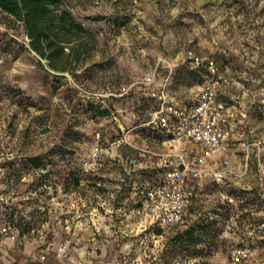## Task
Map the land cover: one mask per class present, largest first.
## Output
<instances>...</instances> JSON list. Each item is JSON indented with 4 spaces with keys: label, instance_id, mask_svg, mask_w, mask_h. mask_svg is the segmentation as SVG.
<instances>
[{
    "label": "rangeland",
    "instance_id": "obj_1",
    "mask_svg": "<svg viewBox=\"0 0 264 264\" xmlns=\"http://www.w3.org/2000/svg\"><path fill=\"white\" fill-rule=\"evenodd\" d=\"M64 2L92 32L95 47L57 80L38 63L31 66L22 22L0 10V223L15 226L16 240L25 238L40 249L34 264L58 263L49 255L69 250L78 254L74 227L83 228L92 213L108 224L84 244L86 259L77 255L70 264H264V195L255 174L264 166L261 151L251 163L255 185L241 187L229 178L227 188L246 191L234 204L219 199L212 177L196 183L179 223L207 226L196 246L173 239L176 228L150 224L123 230L134 220L125 211L133 186L156 180L164 167L144 166L149 159L140 155L144 128L131 131L130 143L101 154L89 171L82 168L96 131L106 142L121 132L119 122L147 117L156 100L144 87L166 83L185 96L210 77V65L222 76L218 89L247 110L250 137L264 147V0ZM188 50L201 63H191ZM149 73L153 82L142 84ZM131 81L137 84L127 94H116ZM90 102L108 113L92 116ZM35 154L44 163L39 168L27 162ZM148 170H154L149 178ZM235 214L234 228L225 231V221ZM237 244L248 245L251 254L234 263L229 252Z\"/></svg>",
    "mask_w": 264,
    "mask_h": 264
},
{
    "label": "built area",
    "instance_id": "obj_2",
    "mask_svg": "<svg viewBox=\"0 0 264 264\" xmlns=\"http://www.w3.org/2000/svg\"><path fill=\"white\" fill-rule=\"evenodd\" d=\"M22 41L34 57L31 66L34 67L39 61L46 66V59L30 47L25 33ZM187 57L193 64L201 63L200 56L193 50L187 51ZM209 73L210 77L202 83L196 97L184 104L170 99L167 84L163 83L156 95V106L146 119L138 124L159 134L161 141L167 143L170 150L164 155L156 153L164 156L162 163L165 168L161 178L154 184L141 183L133 187L131 203L125 207L129 216L160 228L182 223L195 196L196 183L204 177H212L217 184V196L221 201L229 204L237 202L236 196L228 191V178L242 174L246 168L235 170L226 157L220 158L221 166L217 169L206 167L217 155L227 153L232 135L231 115L222 104L216 102L222 76L213 65H210ZM153 80L154 74L149 73L144 75L140 82L148 85ZM136 84L137 81L122 84L116 94L125 95ZM131 129L121 128L119 134L106 142L101 140V133L96 131L95 142L82 161V168L89 171L101 154L124 143H130ZM139 148L149 151L147 147ZM258 174L264 195V166H259ZM236 217L238 214L231 215L225 221V231L234 228ZM78 223L81 225L83 222L79 220ZM260 226H264V220H261ZM0 233L10 239H16L19 230L10 223H2ZM39 238H43V235H39ZM46 243L51 246L53 241L48 240ZM250 254L251 248L246 244L234 245L229 252L234 263L249 258Z\"/></svg>",
    "mask_w": 264,
    "mask_h": 264
},
{
    "label": "trees",
    "instance_id": "obj_3",
    "mask_svg": "<svg viewBox=\"0 0 264 264\" xmlns=\"http://www.w3.org/2000/svg\"><path fill=\"white\" fill-rule=\"evenodd\" d=\"M64 3V0H0V10L22 22L30 47L46 59V66L40 61L37 63L51 71L55 80L63 76L64 71L71 70L83 54L95 47L92 32L86 29L83 22ZM2 34L0 32V40ZM87 109L92 111V116L108 113L107 109L95 107L91 102L87 104ZM145 119L146 117L136 118L130 123L123 124L125 127H131L142 123ZM27 162L34 168L44 165L38 154L28 156ZM164 168L161 169L156 180L145 183L157 182ZM146 173L149 178L154 170H148ZM228 191L235 196L246 192L235 187L228 188ZM205 227L207 226L203 223H190L186 219L185 224H174L168 229H177L172 235L173 239L196 246L201 241Z\"/></svg>",
    "mask_w": 264,
    "mask_h": 264
},
{
    "label": "crops",
    "instance_id": "obj_4",
    "mask_svg": "<svg viewBox=\"0 0 264 264\" xmlns=\"http://www.w3.org/2000/svg\"><path fill=\"white\" fill-rule=\"evenodd\" d=\"M159 87L160 85H151L144 87V89L147 90L146 94L155 96V100L157 101L156 95ZM200 87L201 85L196 87L195 91L193 92L188 89L190 92L186 93L185 96H178L168 86L167 91L170 99L174 100L177 103L184 104L186 102L192 101L196 97ZM216 102L222 104L231 115L232 135L230 138V144L227 153L224 155H217L214 159L208 162L206 167L208 169H217L221 166L220 158L226 157L228 158L229 164L233 166L235 170L241 171L242 169H244V167L246 168V170L242 174L230 176L232 177L231 180L234 182V184H238L241 187L247 186L248 188H250L252 185H255L254 179L252 178L251 166L253 155L257 150L264 153V147H261L262 145L259 144V141L257 142L256 139L250 137L253 129L251 127L249 116L247 115V110L244 107L233 103L231 95H229L227 92L221 93V90L219 89L217 92ZM151 111L152 110H149L145 114L149 115ZM127 113H130V111H128ZM117 126L120 128L125 127L121 122H119ZM141 127L142 126L134 125L128 128H132V132L138 133V131L142 132ZM142 128H144L148 134L142 140L141 147H147L149 151L141 150L143 152H140V155L149 158L145 159L144 166L153 168L155 164L160 165L162 159L164 158V156H159L156 153H161L164 155L165 152L170 150V147L166 143L167 146L165 148H162V151L159 145L165 143L161 141L159 134H157L155 131H151L149 128ZM145 139H148L151 144L147 145ZM255 174H257V184H260L259 174ZM92 214L93 215H91L89 219H86L85 226L83 228L76 229L74 227V235L71 239L73 241H76L78 245H80L77 248L78 254H75V252H71L69 250L67 254L62 256L56 255L52 258V256L49 255L50 260L56 261L59 264H70L71 260H77V255H79V258H82L83 260L86 259L84 244L89 243V241L92 242L95 239V235L93 234H95L96 231H99L100 228H103L108 224L107 222H104L102 220H96L93 217L95 213ZM128 216L129 215H127V217ZM149 225V223L139 221L138 219L134 218V220H132L131 222L123 224V230H125V232H127L128 230L133 231L137 227H147ZM65 227L71 229L72 225L67 224ZM21 238L17 240L10 239L0 233V264H34V262H37V253L40 252V249L34 248L32 241H29L25 238L22 240Z\"/></svg>",
    "mask_w": 264,
    "mask_h": 264
}]
</instances>
